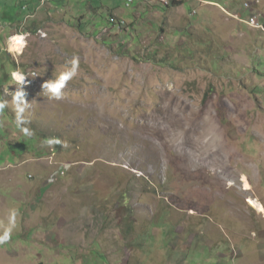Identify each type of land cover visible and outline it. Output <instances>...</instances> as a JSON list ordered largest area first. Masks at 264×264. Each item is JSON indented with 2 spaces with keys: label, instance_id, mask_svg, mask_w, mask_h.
Instances as JSON below:
<instances>
[{
  "label": "rangeland",
  "instance_id": "rangeland-1",
  "mask_svg": "<svg viewBox=\"0 0 264 264\" xmlns=\"http://www.w3.org/2000/svg\"><path fill=\"white\" fill-rule=\"evenodd\" d=\"M175 1L0 0V264H264V0Z\"/></svg>",
  "mask_w": 264,
  "mask_h": 264
},
{
  "label": "clouds",
  "instance_id": "clouds-1",
  "mask_svg": "<svg viewBox=\"0 0 264 264\" xmlns=\"http://www.w3.org/2000/svg\"><path fill=\"white\" fill-rule=\"evenodd\" d=\"M204 1L206 4L210 5L211 2ZM169 6L171 5V1H169ZM163 5V4H162ZM205 5V4H204ZM262 20H264L261 17ZM29 33H17L15 36L9 37V39H14L18 45L21 47L27 46V37L29 36ZM40 35L42 37H46V33L41 32ZM72 68L70 71H66L61 73L58 77L55 78L54 81H49L43 85L44 92L47 91L50 93L51 97L55 99H61L63 96L62 89L66 86L67 82L76 75V69L78 66V60L74 59L71 61ZM12 78L14 81H17V83L20 85L18 90L13 93V101L17 105V115H16V124L18 127L21 128V131L24 132L26 135H30V130L27 127H22L24 124L27 123V121L23 117V113L25 109L29 106L30 103L26 102L25 99V92L20 90L21 86L25 82V76L19 74L18 72L12 73ZM7 106V101L0 100V112H3L5 107ZM59 143V141H57ZM7 240V237L0 239V244H4Z\"/></svg>",
  "mask_w": 264,
  "mask_h": 264
},
{
  "label": "built area",
  "instance_id": "built-area-1",
  "mask_svg": "<svg viewBox=\"0 0 264 264\" xmlns=\"http://www.w3.org/2000/svg\"><path fill=\"white\" fill-rule=\"evenodd\" d=\"M157 3L168 5L169 0H154ZM200 4H206L204 1H200ZM246 9V7H244ZM196 10L192 11V14L195 15ZM239 23L244 24L252 29L264 30V20H262L258 15H248L246 18L243 17H234Z\"/></svg>",
  "mask_w": 264,
  "mask_h": 264
},
{
  "label": "trees",
  "instance_id": "trees-1",
  "mask_svg": "<svg viewBox=\"0 0 264 264\" xmlns=\"http://www.w3.org/2000/svg\"><path fill=\"white\" fill-rule=\"evenodd\" d=\"M170 1H171V5H172V6H176V5L182 4V1H181V2H177V1H175V0H170ZM191 1H192V2H195L194 7H197L198 5H200V1H201V0H200V1H199V0H191ZM208 1H209V0H208ZM184 2H185V1H183V4H184ZM209 2H211V1H209ZM213 2H214V1H213ZM213 2H212V3H213ZM214 3H216V2H214ZM169 4H170V3H169ZM169 4H168V5H163V6L167 9V8L169 7ZM216 4H219V5H220L219 2L216 3ZM171 5H170V6H171ZM194 7H193V8H194ZM191 11H192V10H191ZM196 14H197V13H196ZM196 14H195V15H196ZM112 23H114V24L116 23V24L120 25V22L117 21V20H116V22H115V21H113V19H112ZM81 24H83V23H81ZM81 24L77 23L76 25L79 27V26H81ZM161 62H162V61H161ZM161 62H160V63H161ZM25 150H26V149L21 150L20 153H21L22 151H25ZM27 151H32V150H27Z\"/></svg>",
  "mask_w": 264,
  "mask_h": 264
},
{
  "label": "bare ground",
  "instance_id": "bare-ground-1",
  "mask_svg": "<svg viewBox=\"0 0 264 264\" xmlns=\"http://www.w3.org/2000/svg\"><path fill=\"white\" fill-rule=\"evenodd\" d=\"M15 36V35H14ZM11 52L21 53L24 47H21L16 43L14 39H10V43L8 45Z\"/></svg>",
  "mask_w": 264,
  "mask_h": 264
},
{
  "label": "crops",
  "instance_id": "crops-1",
  "mask_svg": "<svg viewBox=\"0 0 264 264\" xmlns=\"http://www.w3.org/2000/svg\"><path fill=\"white\" fill-rule=\"evenodd\" d=\"M205 1H206V0H205ZM12 73H13V72H12ZM11 79H12L13 82H15V81L13 80L12 76H11ZM15 83H16V82H15ZM41 193H42V192H41ZM263 210H264V209H263ZM263 213H264V211H263Z\"/></svg>",
  "mask_w": 264,
  "mask_h": 264
}]
</instances>
